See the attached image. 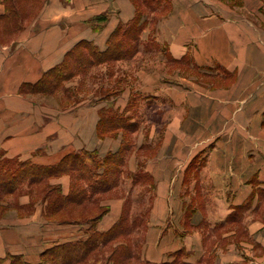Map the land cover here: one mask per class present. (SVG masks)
Returning <instances> with one entry per match:
<instances>
[{"label":"crops","instance_id":"1","mask_svg":"<svg viewBox=\"0 0 264 264\" xmlns=\"http://www.w3.org/2000/svg\"><path fill=\"white\" fill-rule=\"evenodd\" d=\"M5 11L0 0V16ZM29 11L17 32L0 35V160L53 165L81 150L114 152L123 129L100 135V109L123 112L134 97L141 116L126 112L136 128L129 132L120 180L126 179L131 198L129 189L152 188L141 259L160 264L182 248V259L192 264H264L258 193L264 189V0H167L154 33L166 51L139 47L114 61L108 79L131 75L134 85L70 105L65 96L50 101V95L20 87L60 64L80 40L104 49L118 24L133 17L134 2L43 0ZM66 82L73 91L83 85ZM139 171L147 180L133 182ZM70 182L68 173L49 179L62 194ZM111 193L100 200L108 210L97 222L99 231L116 222L127 197ZM1 203L0 258L18 254L37 262L44 249L85 234L86 226L48 220L45 202L33 192L14 191ZM189 204V221L180 223ZM204 220L214 223L207 229Z\"/></svg>","mask_w":264,"mask_h":264},{"label":"trees","instance_id":"2","mask_svg":"<svg viewBox=\"0 0 264 264\" xmlns=\"http://www.w3.org/2000/svg\"><path fill=\"white\" fill-rule=\"evenodd\" d=\"M43 0H4L5 14L0 16V35L5 37L14 28H21L30 15V7L40 6ZM135 5L133 17L120 22L100 50L88 40L78 41L65 55L63 61L48 70L33 84H22L20 90L27 93L65 95L69 87L63 82L77 75H87L92 66L111 64L116 60L127 59L139 50L140 35L146 21V9L153 12L160 2L167 8V0H132ZM106 16H98L104 19ZM16 30V29H14ZM72 94V93H71ZM101 96V95H100ZM104 96H101L103 98ZM67 98H69L67 96ZM131 101V100H130ZM133 104L119 112L111 108H101L97 129L100 135L115 133L123 129L122 142L114 152L99 156L95 150H81L65 155L53 165H36L24 160H0V209L2 201L11 193L33 192L45 202L44 216L48 220L77 223L86 226L85 234L74 240L54 244L40 253L37 262H28L21 255L11 254L0 258V264H150L141 259L133 234L142 224L139 216H132V198L124 200L119 218L107 230L96 229L97 222L108 210L100 200L106 192L117 189L128 149L131 147L128 132L134 131L136 123L128 121L127 111ZM130 135V134H129ZM62 173L71 177L67 194H62L60 186L50 184L49 179ZM148 176L141 171L133 175V182ZM27 186V187H26ZM6 205H10L8 202ZM183 249L172 253L169 261L160 264H192L182 259Z\"/></svg>","mask_w":264,"mask_h":264},{"label":"rangeland","instance_id":"3","mask_svg":"<svg viewBox=\"0 0 264 264\" xmlns=\"http://www.w3.org/2000/svg\"><path fill=\"white\" fill-rule=\"evenodd\" d=\"M163 6H166V4L162 1L160 2V7L157 9H160L159 11H157L156 14H152L151 11L146 9V21L143 22L144 28L141 32L140 37H142L143 39L141 40L142 43H139V47L140 49L143 48V50H153V49H157V50H162V52L166 51V47L164 46L163 43L158 42L155 40V23L157 21V18L159 17V15L163 14ZM166 8V7H165ZM12 29V28H11ZM10 29V33L8 31H6V33L2 30V32L4 34H6V36H12L14 32H12V30ZM16 29V30H14ZM13 31H18V28H14ZM145 29V32H143ZM144 34V37H143ZM147 36V37H146ZM146 37V39H145ZM115 65V64H114ZM100 66V65H98ZM97 69H93V74L91 75H87V76H75L72 77L70 80H78V82L80 83L81 80L83 82V85L79 86L78 91L76 89H74V91L72 90L73 87H69V91L67 93L62 94V93H55L53 96L50 95L49 100L50 101H54V99H56L55 101H58L60 99L63 98V96H65L66 102H68L66 105H70V104H74L76 102H82V101H87L89 100V98H92V94L101 97L104 96L103 99L109 98L110 95H113L114 93H116L118 91V88L122 85H126L128 84H133L135 83V79L133 78V76H121L120 74H118L113 80L112 79H108V73H109V64L103 63L101 67H98ZM105 66V67H104ZM118 67H120V65H118ZM88 74V73H87ZM69 80V81H70ZM66 84H68L67 82H63V85L65 86ZM76 88V86H75ZM117 90V91H116ZM72 93V94H71ZM101 95V96H100ZM67 96L69 98H67ZM134 97H131V103L134 104L133 102H135L133 100ZM130 112L131 115L133 117H137L136 120H138V118L141 116V109L139 107H135V106H131L130 108ZM127 132H123V134H126ZM128 137H130L129 132H128ZM121 177V176H120ZM126 177V175H125ZM122 181L120 180V187L118 189H115L114 191H112L111 195L113 197H126L127 196V187L126 185H124L127 181L126 179H122ZM143 180H147V176L146 178H143ZM147 183V182H145ZM130 193H132V200H133V212H132V216H139L140 219H142V224L135 230L134 234H133V238H134V242L135 244L138 245V247L140 248L144 242L145 239V229H146V224H147V217H148V209H149V201L151 198V194H152V188L147 186V187H141V186H136L132 189H129ZM194 190L190 189L188 190L189 193H193ZM258 193H259V205H261L259 212L262 213L264 210V189H258ZM250 202H246V204H244L245 206H249ZM243 210V209H241ZM240 210V211H241ZM193 211V205L189 204L188 206H186L185 212L181 214V217L179 219L180 223H182L183 221H185L187 223V221L189 220H185V218L187 216H190L191 212ZM177 218V217H176ZM174 219V218H173ZM171 219V222H174V220ZM214 221H206L204 220L203 225H205L204 228H210L209 226L213 225ZM217 235L216 232L213 234H210V238H214V236ZM49 261H46V264H48Z\"/></svg>","mask_w":264,"mask_h":264}]
</instances>
